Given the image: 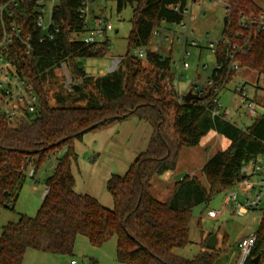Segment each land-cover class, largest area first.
Returning a JSON list of instances; mask_svg holds the SVG:
<instances>
[{
  "label": "trees",
  "instance_id": "1",
  "mask_svg": "<svg viewBox=\"0 0 264 264\" xmlns=\"http://www.w3.org/2000/svg\"><path fill=\"white\" fill-rule=\"evenodd\" d=\"M113 1L119 12L132 8L129 48L143 49L144 59L127 55L115 71L89 76L78 60L105 56L108 44L89 45L78 40L76 35L84 31L78 17L80 0H61L56 10L60 27L57 37L36 43L31 55L21 53L15 60L18 72L34 86L39 108L36 114L13 124L0 118V208L14 209L29 165L33 166L34 178L52 155L62 149L66 152L57 158L52 175L45 181L48 193L36 215L21 214L17 222L3 227L0 264H23L29 250L73 255L78 236L97 247L116 238L117 260L123 264H214L219 256L215 249L205 247L191 259L174 252L190 242L192 210L232 189L250 159H264V113L250 126L239 127L224 114H212L216 107L214 95L188 103L184 98L179 101L181 96L174 87L177 72H173L171 59L150 49L153 34L163 24L184 22L190 0ZM225 9L223 39L227 42L219 43L215 55L222 67L210 74L215 85L223 88L234 74L229 71L228 53L235 44H247L235 54L239 67L256 72L259 79L264 76V29L240 26L242 15L264 13V5L256 0H228ZM141 60H146L150 69L143 67ZM62 65L71 78V88L55 92V105H51V85L47 82ZM163 81L165 84L159 87ZM130 117L147 122L153 133L148 149L128 171L113 174L107 181L114 202L110 210L96 198L75 191L72 166L78 156L74 141L96 128ZM216 136L221 149L201 170L205 184L189 175L175 182L164 200L152 194L153 178H170L183 149L206 145ZM256 237L244 264H254L259 255V264L264 262V217Z\"/></svg>",
  "mask_w": 264,
  "mask_h": 264
},
{
  "label": "rangeland",
  "instance_id": "2",
  "mask_svg": "<svg viewBox=\"0 0 264 264\" xmlns=\"http://www.w3.org/2000/svg\"><path fill=\"white\" fill-rule=\"evenodd\" d=\"M228 0L205 1L203 4L190 0L184 24H163V35L153 34L150 49L157 51L164 57H169L173 64L174 87L179 95L186 94L194 83L202 84L216 68L217 43L223 39L225 6ZM264 5L260 0H256ZM96 11L106 16L114 30L109 34V50L103 57H89L78 60L89 76H100L101 72L108 74L113 60L123 59L127 55L132 57L135 50L129 48V37L133 30L132 8L129 6L119 12L113 0H96ZM192 17V18H191ZM191 31V33H190ZM84 33L82 36H85ZM188 35L186 39L185 36ZM179 39V40H178ZM210 43L216 44L211 48ZM143 67L149 68L146 60H141ZM259 77L256 72L245 67H239L230 81L221 90L218 99L224 110H229V120L239 127L250 126L253 119L247 114L239 112L242 104L240 95L235 90L239 85L246 84L249 96ZM144 79L140 82L144 87ZM264 86V76L258 81ZM51 91L49 100L55 105L53 95L65 87V76L62 69H57L55 77L47 82ZM162 87L165 82L158 83ZM62 87V88H61ZM71 88V86H70ZM62 90V91H63ZM154 97H158L155 93ZM170 99V97H166ZM179 101L181 99L179 98ZM258 115L264 113V107L257 108ZM153 129L145 121L136 117L116 120L109 125L96 128L86 133L82 139L74 141L77 161L73 163L72 171L76 180L75 191L88 194L96 198L100 204L113 209L114 202L108 192L106 184L113 174L124 175L136 158L149 147ZM217 144V145H216ZM213 146H195L182 150L176 170L168 179L155 176L152 180V194L159 200H164L169 188L174 182L185 176L195 175L203 184L206 183L202 168L220 150V141ZM66 149H62L47 160L38 170L34 178L27 177L21 191L15 198L14 209L0 208V236L3 227L8 223H15L19 215L35 216L43 200L45 181L53 173L57 158L63 156ZM234 187L231 191L239 192ZM227 191L216 194L209 203L195 206L192 210L190 226V242L187 246L175 249V253L191 259L203 251L209 236L217 239L215 250L219 253L214 264H238L241 258L243 243L250 239L258 230L263 211L250 210L246 214H239L233 204L224 207ZM254 194L249 193V196ZM246 197L239 193L238 202L244 204ZM264 209V205L262 206ZM222 211L219 218L210 219L208 211ZM123 264L117 260L116 238L110 239L100 247L93 246L84 236H78L73 255H51L34 250L26 254L24 264Z\"/></svg>",
  "mask_w": 264,
  "mask_h": 264
},
{
  "label": "built area",
  "instance_id": "3",
  "mask_svg": "<svg viewBox=\"0 0 264 264\" xmlns=\"http://www.w3.org/2000/svg\"><path fill=\"white\" fill-rule=\"evenodd\" d=\"M61 0H0V118H5L9 123L28 118L38 112L39 97L29 79L23 77L17 69L15 60L21 53L31 55L34 51L36 43H44L54 40L60 33V27L56 22V10ZM203 4L206 0H194ZM210 3L213 0H207ZM96 0H80L78 6V17L83 25V32L76 35L78 40L89 45H102L107 43L109 50V34L114 30L113 25L106 16L100 15L96 11ZM178 9V8H176ZM192 18V17H191ZM187 27L184 22L180 24ZM241 27L250 29H264V13L258 15H242ZM163 28L156 31V35H163ZM86 33L85 36L80 37ZM191 33V31H190ZM188 38V35L185 36ZM179 40V39H178ZM221 43L227 41L223 39ZM218 42L217 44L219 45ZM217 45V47H218ZM247 44L233 45L228 53L229 71H237L239 62L235 59L237 51L244 50ZM211 48H216V44L210 43ZM145 51L143 49L135 50V56L144 59ZM121 58L113 60L109 72L117 69L121 63ZM217 68L221 69L222 65L217 64ZM61 69L65 76V87L70 91L72 84L69 73L64 65ZM223 87L217 86L212 77H208L202 84L194 83L192 91L201 97L214 95L216 107L212 111L213 115H226L229 119L231 112L224 110L220 104L218 96ZM235 92L240 95L242 100L239 112L247 114L249 118H256L258 115L257 108L261 105L257 99L249 96L247 85H239ZM258 94L264 98V88L258 89ZM185 94L181 93V101ZM260 104V105H259ZM264 107V106H263ZM29 177H32L34 169L29 165L26 171ZM242 178L234 186L241 190L246 197L244 204L238 202L239 192L227 190L224 198V207L233 204V208L239 214H246L252 210H262L264 217V159L261 156L250 159L244 164L241 170ZM233 187V188H234ZM48 193V188H43V198ZM249 193L254 194L249 196ZM12 205V201H9ZM222 211L210 210L208 217L210 219L219 218ZM256 233L243 243L241 258L238 264H244L250 256L256 243ZM260 263V262H259ZM72 264H77L73 262ZM261 264H264L261 263Z\"/></svg>",
  "mask_w": 264,
  "mask_h": 264
},
{
  "label": "water",
  "instance_id": "4",
  "mask_svg": "<svg viewBox=\"0 0 264 264\" xmlns=\"http://www.w3.org/2000/svg\"><path fill=\"white\" fill-rule=\"evenodd\" d=\"M226 22H227V17H225V19H224V23H226ZM193 99L201 100V99H203V97H201L198 94L194 93L192 90L188 91L184 95V101L186 103L191 102ZM217 242L218 241H217L216 237L210 236L208 238L207 242H206V248L209 249V250H214L216 248ZM260 260H261V256L259 255L253 260V262H254V264H259Z\"/></svg>",
  "mask_w": 264,
  "mask_h": 264
},
{
  "label": "crops",
  "instance_id": "5",
  "mask_svg": "<svg viewBox=\"0 0 264 264\" xmlns=\"http://www.w3.org/2000/svg\"><path fill=\"white\" fill-rule=\"evenodd\" d=\"M195 2V1H194ZM226 10V9H225ZM226 12V11H225ZM100 75H105V73H103V72H101V74ZM259 82L257 81V83H256V85H254L253 86V88H252V96L251 97H253V98H255V99H257L258 100V102H260L261 103V105L260 106H264V98L263 97H261L259 94H258V89H260V88H264V86H260L259 84H258ZM219 140V137L218 136H216L215 138H213L209 143H207L205 146H213V144H214V142H215V144H216V141H218ZM220 141V140H219ZM217 145V144H216ZM221 149V148H220ZM217 151H219V149L217 148V150H215V153L217 152ZM214 153V154H215ZM190 176H193V174L192 175H190ZM177 182V181H176ZM175 183V182H174ZM173 183V184H174ZM76 185V184H75ZM46 186V185H45ZM44 186V187H45ZM42 194H43V192H42ZM28 253V252H27ZM26 253V254H27ZM25 257H26V255H25ZM24 261H25V259H24ZM24 264V263H23Z\"/></svg>",
  "mask_w": 264,
  "mask_h": 264
}]
</instances>
